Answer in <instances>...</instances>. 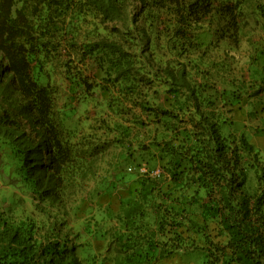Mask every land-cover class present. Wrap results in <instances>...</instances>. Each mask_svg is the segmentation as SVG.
<instances>
[{"label": "trees", "instance_id": "1", "mask_svg": "<svg viewBox=\"0 0 264 264\" xmlns=\"http://www.w3.org/2000/svg\"><path fill=\"white\" fill-rule=\"evenodd\" d=\"M250 1L264 16V0H0V151L10 162L8 184L26 189L39 214L19 218L0 210V264H84L67 223L75 212L68 189L79 165L62 139L55 89L41 78L57 58L65 78L80 85L82 75L71 77L69 61L61 59L64 51L82 63L102 55L124 96H143L133 102L154 126L147 143L135 150L126 143L111 156L116 197L91 189L107 198L100 208L108 224L97 226L110 264H164L177 255L196 264H264V167L243 135L238 143L222 136L214 102L188 79L186 63L163 67L168 104L154 108L141 90L152 79L134 82L131 55L121 43L78 39L90 16L120 23L128 33L144 11L156 12L155 19L164 15L174 40L213 14L232 28L236 8ZM171 42L175 49L179 41ZM142 165L148 169L139 174ZM156 167L161 173L152 176ZM248 170L255 171L253 190Z\"/></svg>", "mask_w": 264, "mask_h": 264}, {"label": "rangeland", "instance_id": "2", "mask_svg": "<svg viewBox=\"0 0 264 264\" xmlns=\"http://www.w3.org/2000/svg\"><path fill=\"white\" fill-rule=\"evenodd\" d=\"M154 14L146 11L140 13L135 24L129 23L128 33H125V28L120 23H103L98 18L90 16L78 39L82 45L100 40L121 43L123 49L131 55L134 82L139 83L145 77L152 79V84L141 87V90L142 95H147L149 103L154 108L168 104V101L164 100L166 86L161 76L163 67L174 60L186 63V59H189L187 65L190 66L187 69L189 80L203 85L204 96L211 97L215 101L216 108L219 109L221 102L218 100V87L234 79L236 74L232 70L233 63L228 69L222 65L223 62H218V59H222V52L229 49L238 52L246 66L250 60L248 47L264 44L263 14H260L250 1L236 8L234 27H228L222 16L213 14L202 19L199 24H190L188 35L176 40L173 36L170 38V31L165 28L167 18L162 15L160 19H155ZM205 23L210 27L202 29ZM171 40L179 41L175 44V49L171 48ZM208 45V56L196 64V52L202 51ZM178 48L187 52L176 53ZM216 48L217 52H214ZM61 55V59L65 58L69 61L71 77L82 75L79 78L80 85L71 84L65 78L63 67L57 58L56 61L45 64V74L41 78L55 89V112L62 124V139L71 148L75 165H79L73 172L68 189L69 194L72 195L71 207L75 208V212L70 213L67 223L80 245L77 255L84 264H110L109 255L104 252L106 241L101 235L103 230L97 226L101 225L103 229L104 222L106 223L100 207L106 205L107 198L94 196L91 189L94 186L99 187L101 191L109 189L108 195L114 194L116 197L115 194L119 190L111 189L113 178L109 174L113 171L110 167L111 156H116L119 151L123 152L126 143H130L134 150L137 143H147L152 137L154 126L151 122V114L133 102L134 97L139 101L138 99L143 96L139 94L124 96L121 89L122 81H114L113 70L102 55L89 56L91 60L83 63L74 52L64 51ZM251 73L254 75L253 78L257 73L264 76V59L259 58L255 62ZM245 75L248 76L249 73L245 72L241 77ZM230 96L231 102L222 110V120H224L221 125L222 135L228 136L233 132L238 136L244 132L248 140L252 141L253 132L246 131L247 128L242 124L245 119L231 115L233 107L237 106L233 102L243 98V92L237 94L234 92V95ZM263 112L264 108L258 119L264 121ZM254 118L255 116L251 115L250 121ZM261 134L264 137V131ZM254 146L259 162L264 167V143H254ZM9 164L6 154L0 151V210L19 218L38 219L39 214L26 189L8 184ZM254 185V174L249 171L247 186L253 190ZM88 195H91L90 199ZM196 263L190 255H177L164 262V264Z\"/></svg>", "mask_w": 264, "mask_h": 264}, {"label": "crops", "instance_id": "3", "mask_svg": "<svg viewBox=\"0 0 264 264\" xmlns=\"http://www.w3.org/2000/svg\"><path fill=\"white\" fill-rule=\"evenodd\" d=\"M263 52L262 49L255 50L250 49L248 54L250 55L251 61L253 59L257 58H264V52L259 56V54ZM223 58H219V62H223L222 65H224L225 68H230L232 65V70L237 75L241 70L244 68V61L239 56L238 52L230 51L227 54L222 55ZM259 56V57H258ZM249 58V59H250ZM228 64V66L226 65ZM241 85V82H225V84H222L219 89L221 91L225 90L228 94V99H231L230 92L235 88L239 87ZM243 91V98H238L233 103L237 106L233 107L231 115L235 118L240 117L241 119H245V121L242 122L243 126H245L247 129L246 131L253 132V138L252 141L249 140V143H264V137L263 134H261L264 131V121L259 120L258 117L261 115V110L264 108V80H261L260 78L246 81L242 87ZM247 92V93H245ZM226 96L222 97V100L225 101ZM259 107L258 109H256ZM250 108V109H249ZM264 113V112H263ZM255 114V118L250 121V115ZM236 121V119H234Z\"/></svg>", "mask_w": 264, "mask_h": 264}, {"label": "clouds", "instance_id": "4", "mask_svg": "<svg viewBox=\"0 0 264 264\" xmlns=\"http://www.w3.org/2000/svg\"><path fill=\"white\" fill-rule=\"evenodd\" d=\"M263 41V40H262ZM202 48V47H201ZM249 49H255V50H258L259 51V49H262L263 50V52H264V44L263 45H261V46H259V45H257V44H255V45H251L250 47H248ZM206 49V50H205ZM234 49H235V47H234ZM217 50V48L216 49H214V52H217L216 51ZM230 51H232V50H230ZM229 51V49H226L224 52H222V55H224V54H227L228 52H230ZM263 52H261L260 54H259V56L263 53ZM208 53H209V45L208 46H206V48H203V50L201 51V50H199V51H197L196 52V56H197V61H195V63L196 64H198L201 60L203 61L207 56H208ZM258 56V57H259ZM213 57V56H212ZM212 57H210V59H213ZM259 58H257V59H253L252 61H251V58H250V60H249V62L246 64V66H244V68H243V70L242 71H240L239 73H238V75H236V77L234 78V79H230L229 81H227V82H236V81H239V82H241V85L239 86V87H235L230 93L231 94H233L234 95V92H236V94L238 93V92H243L242 90V87H243V85H244V83H246V81H250V80H254V79H257V78H260L261 80H264V76H262L260 73H257L256 74V76L253 78V74L251 73V71L253 70V65L255 64V62L258 60ZM264 59V58H263ZM214 61H215V59H214ZM188 62H190V60L189 59H186V72H187V69H189V67H187V65H188ZM219 62V61H218ZM185 63V62H184ZM221 63V62H220ZM252 63H254L251 67H250V65L252 64ZM193 64V63H192ZM224 66V65H223ZM226 69H224V71H225ZM245 72H248L249 73V75L248 76H244V77H241V75L242 74H244ZM188 77V76H187ZM189 79V78H188ZM192 82V81H191ZM192 83H194V82H192ZM194 84H196V83H194ZM196 85H200V84H196ZM200 86H202L203 88H204V86L203 85H200ZM218 89H219V87H218ZM228 92L227 91H225V90H223V91H221L220 89H219V98H218V100L221 102V104H220V108L219 109H217L216 108V106H215V108H216V113H217V116H218V119H219V127H220V132H221V125H222V123L224 122V120H222V110H223V108H224V106L226 105V104H229L231 101H230V99H228ZM223 96H226V99H225V101H223L222 100V97ZM211 98V97H210ZM211 100L214 102V105H215V101L211 98ZM251 116V115H250ZM252 116H255V114H252ZM250 118V117H249ZM221 134H222V132H221ZM233 136V138H235V140H233V143H238V138L241 136V135H243L244 137H245V139L249 142V140H248V136L246 135V134H244V132H242V133H240L238 136H236L233 132H230L229 134H228V136ZM223 136V135H222ZM228 136H223L224 138H226L227 139V137ZM250 144H252V146H253V148L255 147L254 146V143H250ZM255 151V150H254ZM256 153V152H255ZM257 155V154H256ZM257 157H258V155H257ZM264 165V164H263ZM146 169H148V166H145V165H142V166H140V167H138V168H136V172L137 173H139V174H143V173H145V171H146ZM129 170H132V169H129ZM249 171H251V172H253V174H254V177H255V171L254 170H248V172ZM161 173V171H160V169L158 168V167H156L152 172H151V175L152 176H158L159 174ZM256 186V177H255V185H254V187ZM108 224V218L106 217V225Z\"/></svg>", "mask_w": 264, "mask_h": 264}]
</instances>
